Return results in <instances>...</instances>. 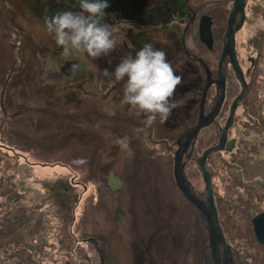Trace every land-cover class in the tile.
Returning <instances> with one entry per match:
<instances>
[{
	"label": "rangeland",
	"instance_id": "1",
	"mask_svg": "<svg viewBox=\"0 0 264 264\" xmlns=\"http://www.w3.org/2000/svg\"><path fill=\"white\" fill-rule=\"evenodd\" d=\"M26 1L0 0V178H4L0 222L6 213V217L23 215L27 226L21 231V247L31 244L43 250L34 256L38 264H101V238L109 239L108 264H138V253L145 248L132 250L131 244L141 236L152 239L151 252L158 264H174L187 244V254L180 257L186 264H214L201 217L175 184L176 138L143 133L137 138L138 150H128L121 142L131 141L132 128L130 132L128 126L119 125L116 107L98 102L93 108L102 119L93 126L83 122L88 116L82 117L81 108L69 101L74 100L73 91L76 98L84 99L77 85L96 97L102 94L100 84L111 76L100 68L104 57L94 60L75 50L65 57L45 25V19L55 14L36 16L32 7H23ZM254 1L264 7V0H249L248 8ZM230 5L225 7L229 14ZM252 12L249 9L237 34L238 55L244 69L250 66L251 70L249 59L254 60L255 46L262 42L257 31L264 27V20L251 16ZM73 64L78 65L75 70ZM263 88L259 83L258 94ZM258 98L246 105L262 108L264 122V94ZM107 110L115 115H106ZM243 111L241 106L229 135V139L237 138L238 146L231 154H213L207 167L213 173L224 234L236 252L235 264H264V244L256 239L252 224L264 212V129L255 122L260 114L251 118ZM118 125L126 127L123 139L117 134ZM169 128L162 123L161 132ZM216 142L213 132L204 131L197 153ZM112 170L124 180L116 193L105 184ZM186 174L204 196L205 183L197 164L186 167ZM5 242L4 249L11 255L6 264L26 263L13 245L17 239Z\"/></svg>",
	"mask_w": 264,
	"mask_h": 264
},
{
	"label": "flooded vegetation",
	"instance_id": "2",
	"mask_svg": "<svg viewBox=\"0 0 264 264\" xmlns=\"http://www.w3.org/2000/svg\"><path fill=\"white\" fill-rule=\"evenodd\" d=\"M28 1L29 0L24 3L23 7H32L36 16L39 12L42 13L39 14L40 16H44L43 13L49 16L51 13L56 14L55 11H81V9H79V0ZM234 1L235 0H108L110 7L105 10L107 13L105 22L115 24L119 28L118 39L120 36L126 38L118 44L116 50L112 52L110 56L104 57L102 64H100L102 70L107 69L109 75L111 73V76L109 78H107V76L104 77L100 84L102 94L99 97H96L91 90L88 89L85 91V88L82 85H77L76 88L80 89L84 94V99H81L76 98L73 91L72 97L74 100L69 102H72L75 104L74 106H79L78 108H81L79 111H83L84 115L82 116L80 114V116H88V119H83V122L88 123L89 126H93L102 119L101 112H98L93 108L97 102L104 107L114 106L117 108L115 110L121 118L120 121H122L119 125L128 126L129 131L130 127L133 129H131L132 132L130 131L131 135L129 136L131 141L126 143L128 150H138L137 138L139 135L142 136L143 133H146L148 137L168 134L169 136L176 138L174 141L176 153L178 149L177 139L179 136L184 131H188L195 127L201 114L207 116L215 107L219 92V85L217 83L218 72L225 46V35L229 19V9L225 7L228 4H231L230 6H232V8H230V11H232ZM200 9L202 10V13L199 14L198 10ZM215 9L217 10L213 11V13L210 12ZM221 9H224V12H220ZM151 15L152 18L150 21H146L145 19ZM205 17L211 19V47L205 44L200 37V25L202 19ZM169 27L171 29L165 30ZM162 31H165V33H162ZM159 33H161V35ZM237 34L236 57L238 64L243 71L248 90L246 91L244 98L238 104L233 125L228 132V140H235V145L232 151L236 149L239 142L237 138L229 139V135L232 129L236 126V115L238 110L243 106V101L247 94L251 93L250 81L253 76V70L250 69V66L244 69L242 61L238 55ZM145 44H152L154 48L166 52L167 59L172 64L177 74L183 76L182 85L178 87L175 96L176 101L179 102V107L172 112V115L167 122H161L157 119L151 127L145 126L146 117L143 114L137 115L136 110L131 109L130 105L123 102V82L116 81L114 73L116 66L124 56L131 55L134 57ZM202 48H204L205 51ZM249 61L250 63L252 62V64L255 63L254 60L252 61L249 59ZM225 69V100L218 115L215 117L214 123L200 131L192 154H189L191 150L185 154L184 159L187 161V168L192 162L197 164V159L202 155L197 153V143L199 137L204 131L209 130L213 132L217 137V142L213 146L218 144L222 131L228 122L231 106L243 90L242 83L236 75L234 66L228 59L225 63ZM208 73L210 74L209 76ZM209 79L211 80V83L209 84L204 97L205 87L208 84ZM113 80L115 81L112 82ZM126 80L127 77H125V82ZM73 88H75V86ZM85 113H88V115H85ZM105 114L109 115L108 113ZM78 121L80 120L75 121L76 125L82 129L81 123ZM162 123L170 125L169 131L162 129L163 132H161ZM119 125L117 126L119 128L117 134L123 139L126 135V127L124 126L120 128ZM106 127L108 128L107 125ZM93 133L94 131H89V134ZM224 152L226 153L227 151H223V153ZM231 152L228 151V153ZM210 157H208L206 161L207 165ZM202 226L205 228L203 222ZM100 240L103 244L102 250H105V254L101 253V256L104 258V264H108L110 262L107 248L109 239L101 238ZM151 240L150 237L143 238V236H141L137 238L136 243L133 242L131 244L132 250L145 248L142 253H138V257L136 258L138 264H158L157 262H154L155 258H153L151 252L154 246ZM93 245L95 246V244ZM187 249L188 244L180 253V256H178L179 258H175L177 260L174 264H186V261L180 257L182 254V256L187 254ZM233 251L235 252L234 249Z\"/></svg>",
	"mask_w": 264,
	"mask_h": 264
},
{
	"label": "clouds",
	"instance_id": "3",
	"mask_svg": "<svg viewBox=\"0 0 264 264\" xmlns=\"http://www.w3.org/2000/svg\"><path fill=\"white\" fill-rule=\"evenodd\" d=\"M108 0H79L81 11L64 10L45 19L47 32L53 35L62 54L87 53L94 60L108 57L126 37L119 36L115 24L105 22ZM78 65L73 64L75 70ZM115 80L123 82L124 103L146 117L145 126L151 127L157 119L167 122L179 107L175 96L182 85L183 76L178 75L167 59L166 52L145 44L135 56H124L115 68ZM108 75V70H104ZM125 77L127 80L125 82ZM109 115L115 112L107 110ZM127 147L125 142H121Z\"/></svg>",
	"mask_w": 264,
	"mask_h": 264
},
{
	"label": "water",
	"instance_id": "4",
	"mask_svg": "<svg viewBox=\"0 0 264 264\" xmlns=\"http://www.w3.org/2000/svg\"><path fill=\"white\" fill-rule=\"evenodd\" d=\"M248 1L249 0H235L233 9L229 15L228 26L225 35V46L218 72L217 83L219 85V92L215 107L209 115L205 116L201 114L197 125L188 131H184L179 136L177 139L178 149L174 156L173 174L176 187L185 197V199L196 208L201 217L208 234V244L209 248L211 249L214 264H234V254L231 245L226 239L220 222L219 211L214 197L212 175L207 167L206 161L207 158L215 152H231L235 145V140H228V132L233 125L238 104L244 98V95L248 90V85L245 81L243 71L238 64L236 57V34L243 28L246 22V8ZM151 18L152 15L147 17L145 20L150 21ZM200 37L205 44H207L209 47L212 46L210 18L205 17L202 19L200 25ZM227 59L233 64L236 75L242 83L243 90L231 106L228 122L222 131L218 144L206 149L197 159V165L202 172L205 183V193L204 196H201L193 188V185L187 177V161L184 159V157L185 154H187L190 150L191 151L189 154H192L200 131L214 123L215 117L218 115L222 107V104L225 100V63ZM209 75L210 74L208 73V76ZM210 83L211 80L209 79L208 84L205 87L204 97ZM105 184L111 192L116 193L121 191L124 186V181L112 170L107 174ZM252 224L256 239L260 244H264V212L254 217ZM88 242L97 243L95 239H88ZM98 250L100 249L98 248ZM101 252L104 253V251ZM101 261V264H104V258L102 256Z\"/></svg>",
	"mask_w": 264,
	"mask_h": 264
},
{
	"label": "trees",
	"instance_id": "5",
	"mask_svg": "<svg viewBox=\"0 0 264 264\" xmlns=\"http://www.w3.org/2000/svg\"><path fill=\"white\" fill-rule=\"evenodd\" d=\"M4 4H5V2H4ZM248 6H249V4H248ZM249 9L251 12L253 11L251 13V16H253L255 18H262L264 20V7H262L261 4H257L254 1L252 3V5H250L249 8L247 7V12L249 11ZM257 40H261L262 45L260 42H258L255 46V48L258 51H257L256 57L254 58L255 63L253 64V72H252L253 76L251 77V81H250L251 82V84H250L251 85V93L247 94V96L245 97V99L243 101V106H244L243 113L246 114L248 117H251V118H252V116H257L260 114V119H258L259 121L255 119V122L257 124H259V126H261L264 129V122H263V120H261L262 115H263L262 108L255 106V104L253 106L246 105V104H253V103L257 102L259 99L258 97L261 96L262 94H264V88L262 91H260V94H258L259 83H262V85H264V27H262L259 31H257ZM243 116H245V115H243ZM241 122H242V120H241ZM248 123L252 125L251 122H248ZM231 153H233V151ZM214 154H216V153H214ZM211 157L209 159V162L211 160ZM210 172L212 175V184L214 185L213 173H212V171H210ZM0 181L4 182V178L1 177ZM254 182L256 183L258 181L255 180ZM238 185L240 186V183ZM261 187L264 188V184H262ZM213 190H214V186H213ZM16 213H18V212H15L13 214H16ZM7 214L8 213L4 214V216L2 217L3 220L0 222V264H6V262L10 260V256H11L10 251H8L7 248L4 249L7 245V243L5 242L6 239H9V240L17 239V242L13 245L17 246V248L15 249L16 252H18V254H20V256L22 257V259L24 261H26V263H24V264H38L37 260L34 258V256L36 254L42 253L43 250H41L40 248H39L40 250H37V249H35V246H33L31 244H28V246H26L24 248L21 247V243H23V240H24L23 236L21 234V231L23 229L25 230V227L27 226L26 222H25V226H24L23 215L14 216V217H6ZM41 223L42 222H40V224ZM13 245H11L9 248L13 249ZM19 247H21V248H19ZM2 249H4V250H2ZM32 251L34 252V254L32 253ZM27 252H30V254L27 255ZM15 264H20V262H16Z\"/></svg>",
	"mask_w": 264,
	"mask_h": 264
},
{
	"label": "bare ground",
	"instance_id": "6",
	"mask_svg": "<svg viewBox=\"0 0 264 264\" xmlns=\"http://www.w3.org/2000/svg\"><path fill=\"white\" fill-rule=\"evenodd\" d=\"M246 19H247V8H246ZM222 152H223V151H222ZM215 153H219V152H215ZM220 153H221V152H220ZM213 154H214V153H213ZM213 154H211V155H213ZM211 155H210V156H211ZM210 156H209V157H210ZM207 159H208V158H207ZM206 164H207V162H206ZM209 171H210V170H209Z\"/></svg>",
	"mask_w": 264,
	"mask_h": 264
}]
</instances>
